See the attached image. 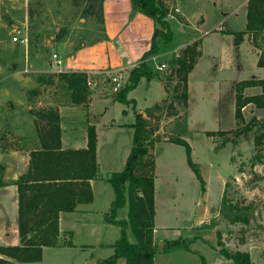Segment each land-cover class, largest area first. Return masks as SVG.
I'll list each match as a JSON object with an SVG mask.
<instances>
[{"label": "rangeland", "instance_id": "rangeland-1", "mask_svg": "<svg viewBox=\"0 0 264 264\" xmlns=\"http://www.w3.org/2000/svg\"><path fill=\"white\" fill-rule=\"evenodd\" d=\"M159 1L168 8L167 19L170 18L173 38L168 43L158 39L159 51L148 63L162 77L166 90L165 100L160 98L163 88L157 76L142 78L131 96L137 102L135 108L138 110L149 107L150 101L160 100L157 104L159 108H153L147 113L149 117H145L150 128L159 130L158 136L161 138L179 136L188 142L191 159L198 166L202 178L210 181V189L204 198L200 182L186 162L183 146L169 142L155 144L151 155L156 164L155 184L159 185L155 196L156 221L172 226L159 232L164 236H160L156 242L158 246L162 244V247L157 249L155 263L233 264L219 254L220 248H226L230 251L248 252L253 264H264V161L254 166H251L250 161L257 151L264 155V143L259 148L254 146L253 130L241 133L234 143L226 142L228 135L216 133L224 130L238 131L252 117L264 121V108L258 109L253 104L242 108V120L238 121L234 117L235 84L247 80H264V67L257 66L256 53L249 45H252L250 35L247 34L249 42L244 37L239 49L234 45L233 34L243 31L245 27L244 0ZM177 4L188 27L184 17L175 11ZM84 9L85 0H0V141H4V144L0 143V148L21 144L18 142L19 138L15 137L26 133L23 130L28 125L31 109L39 111L53 108H36L31 91L34 90L41 99L52 104L74 106L66 104L68 102L64 86L57 79L52 54L60 53L62 69L77 67L76 60L79 57L91 56L90 51L77 54L72 63L74 51L97 43L104 37L99 14L95 12L88 16ZM141 15L153 22L149 17ZM15 27H25L27 48L11 41ZM140 29L142 28L129 22L124 31L128 38L112 41L107 45L109 54L101 53L99 56L111 59L114 53L122 52L129 46L134 50L143 49L146 46L143 41L137 44L132 41L136 39ZM191 35L200 40L185 47L200 45L202 53L197 66L189 75L185 109L178 98L181 88L174 90L177 80L171 74L169 62L172 54L169 51ZM161 63L166 65V69L157 71L156 67ZM124 75L127 79L128 73ZM94 87L95 85L88 87L89 97L98 93ZM24 90L25 93L22 94ZM101 91L110 93L108 100L112 104L110 98L111 95L114 97V93L111 92V84ZM245 91L247 93V88L243 90L244 96ZM261 92V87L252 86L247 94L253 96ZM17 99L23 101L22 106L15 105ZM105 106L109 107L108 112L104 111ZM113 106L114 108L97 103L92 111H82L76 117L77 123L88 121L92 124L96 137L98 135L101 151L104 152L111 143L118 150L128 147L133 135L128 127L108 133L109 130L103 126L105 121L111 119L125 120L121 115L122 111L132 108L131 105L129 107L118 103ZM130 121L134 122V117ZM206 132H213V136H207ZM229 138L234 137L229 135ZM222 181L229 184L226 206H236L238 209L247 206L245 211L250 217L249 224H232L223 217L222 212H228L229 207L223 208ZM103 194L104 189L100 188L97 192L98 199ZM126 213V207L118 209V218H124ZM118 232V227H109L107 237H117ZM128 235L132 238L131 231H128ZM93 238L82 232L74 238L70 235L67 239L82 243ZM171 241H179L180 246L168 248L167 243ZM85 253L87 254V250L82 248L55 247L45 251L44 262L54 260L55 257Z\"/></svg>", "mask_w": 264, "mask_h": 264}, {"label": "trees", "instance_id": "trees-1", "mask_svg": "<svg viewBox=\"0 0 264 264\" xmlns=\"http://www.w3.org/2000/svg\"><path fill=\"white\" fill-rule=\"evenodd\" d=\"M132 10L151 18L154 29L150 48L140 62L128 72L124 86L114 94L115 101L131 105L135 111V100L129 99L128 93L134 90L142 78L151 79L157 76L146 59L157 54L160 42L168 43L173 38V32L167 20L168 8L159 0H130ZM103 0H85V13L91 16L99 14L102 24ZM243 31L234 35V45H239L245 34H249L252 46L259 52L257 66L264 67V0H248L246 4V18ZM197 45H190L173 55L170 59L171 74L176 77L174 90L181 92L178 96L183 107L187 108V76L193 69L200 52ZM57 79L64 86L66 104H86L89 91L86 86L87 76L83 72H60ZM169 79V78H168ZM252 86L261 87L262 92L253 96H244L243 90ZM166 91V90H165ZM236 120H242V108L253 104L258 109L264 108V80H247L237 82L234 86ZM31 94L36 95L33 90ZM154 105L145 110L146 116ZM35 117L34 124L39 147L30 152L29 168L16 182L18 192L17 231L19 243L16 246H0V255L17 262L29 263L41 260L43 247L71 246V241L59 240V213L71 212L79 203H89L92 200L90 180L100 178L96 163L95 151L97 137L93 126L87 127V144L84 149L61 150L60 147V117L56 109L48 108L39 111L30 110ZM131 148L121 171L109 174L107 183L114 192L108 213L104 216L106 223L120 228V235L113 245V254L97 264H116L120 258L126 264H154V257L158 249L154 238V190H155V162L151 155L154 145L159 142H169L184 147L186 162L200 182L201 190L204 182L198 166L191 159V147L186 140L179 136L161 138L150 128L148 120L142 114L134 115ZM254 131V146L259 148L264 143V121L252 117L240 130L235 132L218 131L226 134V142L234 143L241 133ZM213 136V132H206ZM233 135V139L229 138ZM222 147V146H221ZM220 147V148H221ZM261 151H257L251 158V166L262 163ZM228 182L224 184L222 195L223 217L229 223L247 225L250 217L244 209L236 206H226ZM127 206L126 219H117L118 209ZM244 212H243V211ZM134 238L130 242L127 230ZM221 245V244H220ZM180 246L179 241L167 243L168 248ZM219 254L233 264H253L248 252L230 251L220 248ZM0 259V263H6ZM204 264V263H203Z\"/></svg>", "mask_w": 264, "mask_h": 264}, {"label": "crops", "instance_id": "crops-1", "mask_svg": "<svg viewBox=\"0 0 264 264\" xmlns=\"http://www.w3.org/2000/svg\"><path fill=\"white\" fill-rule=\"evenodd\" d=\"M248 0H244L243 4L246 6ZM177 9L179 11L178 15L184 17L181 13L180 7L177 4ZM246 18V13H245ZM151 19V18H150ZM186 23L187 20L185 17L183 18ZM170 24V18L167 19ZM134 23L136 27L142 28L137 33L136 39L132 41L134 44L137 42L143 41L146 45L143 49L134 50L130 46L127 47L125 50L119 53H114V56L111 59L108 56L102 58L101 53H105L106 55L109 54L107 45L116 39L126 40L128 37L125 35V29L128 26V23ZM188 23L186 24V26ZM198 25H196V31L198 30ZM102 27L104 29V37L101 41L81 47L77 49L72 54L71 59L72 63L76 58L77 54L85 53L87 51L92 52L91 56L87 58L79 57L77 62V67L62 69L60 67V72H83L86 76L93 81V86L95 85V89L98 90V93H95L91 97L88 98V102L86 104L68 106V105H55L46 100H43L39 97L38 94L34 95V103L35 107L44 106H51L57 110L60 121H59V128H60V147L61 150H78L84 149L87 144V127L92 126L88 121L85 123H77L76 117L82 111L88 113L95 108V105L98 103L100 105H110L114 108L113 105L118 103L123 106H127L115 101L114 97L111 95L112 104L110 103L109 96L110 93L106 91H101L105 89L106 86L109 84L110 78L113 74L117 71H121L123 74L129 72L131 68L136 66L140 60L142 55L149 50V45L151 43V37L154 29V22L149 21L148 18H144L140 13L135 12L132 10L131 1L130 0H103L102 3ZM171 27V25H170ZM188 27V26H187ZM244 37L247 38V34L243 36L242 43L244 42ZM200 40L199 37L190 36L186 41L179 45H175L169 53L173 55L178 54L186 45L192 43L193 41ZM248 40V38H247ZM249 42V40H248ZM124 43V42H123ZM236 45L237 49L242 45ZM124 44H127L126 42ZM251 49L256 53V58L258 59V50L255 49L249 43ZM103 47V48H101ZM103 49V50H102ZM197 50L200 52V56L198 57L196 64L194 65L191 72L197 66L199 59L201 58V47L200 45L197 47ZM57 55L62 59L61 55ZM156 56H150L145 61L149 65V60L153 59ZM98 57V58H97ZM97 58V59H95ZM94 59V60H93ZM102 63H101V60ZM257 64V60H256ZM75 66V65H71ZM187 76V99H188V86H189V75ZM157 77L160 79V83L163 88V92L160 95L162 101L165 100L166 91L163 85L162 77ZM158 80V79H157ZM150 81V80H149ZM142 80L139 81L140 85ZM87 86V85H86ZM137 87L128 93L129 99H134L131 94L137 89ZM93 88V89H94ZM88 89V87H87ZM258 89V88H257ZM43 91V89H42ZM249 88H247V93ZM245 91V96L248 94ZM5 95H7L5 93ZM256 95V94H255ZM235 96V94H234ZM135 100V99H134ZM135 103H137L135 101ZM151 105L147 108H151L154 105L160 103L158 101H150ZM162 103V102H161ZM17 106H22L23 101L18 100L15 103ZM136 105V104H135ZM130 107V106H129ZM128 107V108H129ZM31 108V106H30ZM146 108V109H147ZM138 110L135 108V111L131 108V110L124 109L121 113L122 117L125 120H118L115 121L111 119L110 121H105L103 126H105L110 132L120 131L128 127V131L130 134L133 133V129L131 125L134 122H131V117H134L135 112L142 114L143 117H146L145 110ZM109 107L104 108L105 112H108ZM35 117L31 114V117L28 119V125L26 126L25 130L26 133L18 134L15 138L18 139V142L21 144L19 146L16 145H8L6 147L0 148V246H16L19 243L18 238V231H17V221H18V192H17V185L16 182L20 176L25 174L29 168V161H30V152L34 151L36 148L39 147L38 137L35 129L34 124ZM131 122V123H130ZM226 131V130H224ZM155 134H159V130L155 131ZM30 139V142L28 140ZM15 139H12V141ZM132 141V140H131ZM23 142V143H22ZM0 143L4 144V141H0ZM157 144V143H156ZM227 144V143H226ZM225 144V145H226ZM224 145V146H225ZM114 144H110L108 149L104 152L101 151V148L98 143V135H97V145L95 151L96 163L98 166V171L100 178L90 180L89 184L92 191V200L89 203H79L76 205L75 209L71 212H60L59 213V222H58V229H59V240L61 242H66L70 237L74 238L78 234L84 232L85 234L91 238L94 237L93 240L82 242V243H75L71 242V246H60L58 248H69V249H78L82 248L83 250H87V254L79 255V256H67V257H55L54 260H49L44 262V253L48 249H53L55 247H43L42 248V255L41 260L38 262H17L14 260L7 259L0 255V259H4L6 263L0 264H97V262L110 257L113 252V245L118 239L120 235V228L117 237H107L109 233V227H117L111 224H108L104 220V216L108 213L111 202L114 199V192L111 186L106 182L105 178L113 173L121 170L124 167L126 158L131 148V144L128 147H124L122 150L115 149ZM155 147V145H154ZM154 149V148H153ZM155 162V161H154ZM156 169V164H155ZM106 176L105 178H102ZM202 177V176H201ZM204 182L203 194L204 198L207 196L209 189H210V181L208 182L207 178H202ZM224 179V178H223ZM155 183H156V176H155ZM225 181H222V187L224 186ZM105 185H108L105 186ZM159 185L155 184L154 190V238L155 241L159 240L160 231L168 230L172 228L169 224L166 223H158L156 221V189ZM106 187V188H105ZM100 188L104 189V194L101 199H98L97 192ZM200 195V196H201ZM127 210V206L125 205ZM123 208V207H122ZM127 216V213H126ZM126 216L122 219H126ZM117 219L118 218V211H117ZM127 236L130 242L134 241L128 235ZM102 232H104L102 234ZM113 235V234H111ZM115 238H117L115 240ZM156 260V256L154 257V264ZM116 264H126L123 258H120L116 261Z\"/></svg>", "mask_w": 264, "mask_h": 264}, {"label": "built area", "instance_id": "built-area-1", "mask_svg": "<svg viewBox=\"0 0 264 264\" xmlns=\"http://www.w3.org/2000/svg\"><path fill=\"white\" fill-rule=\"evenodd\" d=\"M175 11L179 13L177 8H175ZM11 41L18 45H21L24 48H27L28 36L25 27L21 29L19 28L13 29V35L11 37ZM52 60L54 63V68L56 69L57 73H60V67L62 63L61 58L55 53L52 54ZM165 69H166V65L164 63H161L156 67L157 71H162ZM125 81H126L125 75L121 71L115 72L109 80V83L111 84V92L116 94L124 86ZM86 85L87 87L93 86V81L88 77L86 79Z\"/></svg>", "mask_w": 264, "mask_h": 264}, {"label": "water", "instance_id": "water-1", "mask_svg": "<svg viewBox=\"0 0 264 264\" xmlns=\"http://www.w3.org/2000/svg\"><path fill=\"white\" fill-rule=\"evenodd\" d=\"M15 29H17L16 27H15ZM25 93V90L24 91H22V94H24ZM160 248L162 247V244H160V246H159Z\"/></svg>", "mask_w": 264, "mask_h": 264}]
</instances>
